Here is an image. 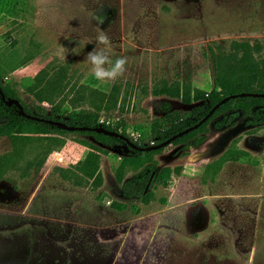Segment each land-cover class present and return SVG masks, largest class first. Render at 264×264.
Instances as JSON below:
<instances>
[{
	"label": "rangeland",
	"instance_id": "rangeland-1",
	"mask_svg": "<svg viewBox=\"0 0 264 264\" xmlns=\"http://www.w3.org/2000/svg\"><path fill=\"white\" fill-rule=\"evenodd\" d=\"M22 1L0 0L3 83L33 112L44 109L50 116L55 106L68 118L91 109L88 100L78 102L83 87L109 91L117 82L118 106L102 111L100 121L142 146L161 142L156 132L165 127V103L183 116L204 104L156 94L164 79L210 91L215 76L210 44L247 38L264 45V0H125L121 20L110 19L114 25L120 20L115 32L94 26L87 31L84 17L53 23L58 11L53 0L29 23ZM106 14L104 9L98 16ZM49 25L69 28L80 38H65ZM99 34L110 37L113 59L125 57L127 70L98 87L86 58ZM58 45L68 49L65 60L55 55ZM62 67L69 82L63 92L38 82L42 69L50 75ZM256 111L263 114L264 104L251 105L250 113L226 108L201 130L210 131L201 145L186 138L165 146L155 158L161 166L181 165V174L168 188H158L151 203L124 211L115 204L123 201L117 175L125 151L116 142L108 146L94 136L60 133L66 142L41 172L25 178L11 172L0 182V264H264V122L251 123ZM83 141L104 149L98 188L73 186L53 172L56 165L67 167L86 155L90 147ZM10 146L8 138L0 139V153ZM230 149L247 155L224 163L204 182L207 164ZM39 151L34 146L29 157Z\"/></svg>",
	"mask_w": 264,
	"mask_h": 264
},
{
	"label": "trees",
	"instance_id": "trees-1",
	"mask_svg": "<svg viewBox=\"0 0 264 264\" xmlns=\"http://www.w3.org/2000/svg\"><path fill=\"white\" fill-rule=\"evenodd\" d=\"M263 48L264 45L259 39L251 40L247 38L231 40L227 46L219 43L210 44L208 46V57L212 61L215 72L214 86L210 91L192 88L188 83H182L179 80L170 81L164 79L161 85L154 89L156 94L161 93L169 97L180 98L185 104H193V102L197 101H204V104L193 107L188 115L183 116L180 111L173 110L170 103H165L163 107L165 112L163 125L165 127L162 131L156 132L161 142L198 123L216 103L229 94L243 91L264 92ZM43 74L45 76L41 78L39 75ZM39 75L37 77L38 82L42 84L44 81L45 88L50 91L59 90L63 92L69 86L68 73L65 67L50 75L47 68H44ZM0 86L7 100L18 99L29 114L60 120L70 126H104L107 129L121 132L128 137L126 131H119L118 128L99 121L102 111L114 110L118 106L122 89L117 82L112 85L109 91L89 86L83 87L85 91L81 92L78 102L88 103L89 101L91 109H83L68 118L60 115L59 108L55 106H53L50 116L47 115L44 109L40 113H35L18 97L9 85L3 83L1 78ZM30 91H33V89L31 88ZM86 91H89L88 96L84 95ZM246 99H250L251 103L244 102ZM259 104H264V97L246 96L231 99L223 104L211 119L198 129L176 139L173 143L184 141L186 138H195L192 145L197 147L205 141V135L210 132L201 130H205L206 125L218 113L232 107L244 109L247 113H250L251 105ZM252 117L251 123L254 125L264 122V113L261 114L256 111ZM223 125L224 122L219 123V126ZM63 132L94 136L98 141L106 143L108 146L110 143L116 142L125 151L117 175L123 199V201L115 204V208L119 211H124L131 205L138 203L145 205L151 203L156 197L155 191L160 187L168 188L173 178L179 176L182 172L181 165L175 167L159 165L155 155L161 152L163 148L153 151H142L133 148L127 141L119 137L93 130L69 131L59 125L36 121L23 116L16 105H7L0 94V139L8 138L11 145L9 150L0 153V182L7 178L11 172L20 173L19 176L22 178L32 177L41 172L45 168L52 152L65 144L66 140L59 135ZM83 143L89 146L90 150L82 159L67 167L56 165L53 168V172L73 186L98 188L103 183L100 167L104 149L89 141H83ZM34 146H39L40 151L29 157ZM246 155L247 153L243 150H228L221 158L207 164L203 181L206 182L211 174L215 176L224 163L240 161ZM127 172L131 174L128 175ZM167 200V197L161 198L163 204L167 203Z\"/></svg>",
	"mask_w": 264,
	"mask_h": 264
},
{
	"label": "crops",
	"instance_id": "crops-1",
	"mask_svg": "<svg viewBox=\"0 0 264 264\" xmlns=\"http://www.w3.org/2000/svg\"><path fill=\"white\" fill-rule=\"evenodd\" d=\"M46 1L47 0L22 1V6H25L27 9L26 14L27 18L29 19V23H32L35 21V19H38L40 8L42 6L47 7ZM52 4H54L55 8L58 9L55 17L53 18V23L57 25L71 23V19L84 17L86 22H88L87 31L90 30L88 26H94V29L97 28L102 32H115V30L118 28L116 25L120 23V20L124 15L123 7L125 0H53ZM104 9H106V17H99L98 15ZM119 9H122V11ZM114 15H118L120 19L116 25H114V22L110 20ZM49 30L57 34L61 33L65 38H80L79 36L77 37L76 35L72 34V31L69 28L66 29L61 26H54Z\"/></svg>",
	"mask_w": 264,
	"mask_h": 264
},
{
	"label": "water",
	"instance_id": "water-1",
	"mask_svg": "<svg viewBox=\"0 0 264 264\" xmlns=\"http://www.w3.org/2000/svg\"><path fill=\"white\" fill-rule=\"evenodd\" d=\"M0 94L2 95V99L7 103V105H9V106L16 105L18 107L20 113L27 118H30V119H33L36 121H43V122H48L51 124L59 125L63 129H66L69 131L93 130V131L103 133L106 135L119 137V138H122L125 141H127L133 148H136V149H139L142 151H153V150H158V149L164 148L165 146L173 143L176 139L183 137L184 135L190 133L191 131H194L195 129H198L201 125H203L205 122H207L209 119H211V117L216 113V111L223 104L230 101L231 99H238L239 97H246V96L264 97V92H255V91H243L240 93L229 94L228 96L222 98L218 103H216L198 123H196V124L186 128V129L172 135L171 137L167 138L166 140H164L160 143L142 146V145H139V144L135 143L134 141H132L130 138H128L123 133L115 131V130L107 129L104 126H98V127L70 126L66 122H63L60 120H54V119L45 118V117L38 116V115L29 114L28 112H26V110L24 109V106L20 103L19 100L15 99V98L7 100L6 95L4 94V91H3L1 86H0Z\"/></svg>",
	"mask_w": 264,
	"mask_h": 264
},
{
	"label": "clouds",
	"instance_id": "clouds-1",
	"mask_svg": "<svg viewBox=\"0 0 264 264\" xmlns=\"http://www.w3.org/2000/svg\"><path fill=\"white\" fill-rule=\"evenodd\" d=\"M110 46V37L107 34H99L96 38V47L87 54V62L91 65L90 75L98 82V87L122 77L127 70V59L122 56L113 59ZM72 51L78 53L77 49ZM67 53L68 49L62 45H58L55 50V55L61 60L66 59Z\"/></svg>",
	"mask_w": 264,
	"mask_h": 264
},
{
	"label": "built area",
	"instance_id": "built-area-1",
	"mask_svg": "<svg viewBox=\"0 0 264 264\" xmlns=\"http://www.w3.org/2000/svg\"><path fill=\"white\" fill-rule=\"evenodd\" d=\"M99 121H100V120H99ZM60 160L62 161V160H63V157H61Z\"/></svg>",
	"mask_w": 264,
	"mask_h": 264
},
{
	"label": "flooded vegetation",
	"instance_id": "flooded-vegetation-1",
	"mask_svg": "<svg viewBox=\"0 0 264 264\" xmlns=\"http://www.w3.org/2000/svg\"><path fill=\"white\" fill-rule=\"evenodd\" d=\"M205 136H206V135H205ZM202 143H203V142H202ZM202 143H201V144H202ZM201 144H200V145H201Z\"/></svg>",
	"mask_w": 264,
	"mask_h": 264
}]
</instances>
